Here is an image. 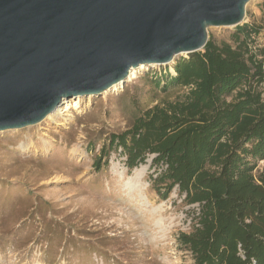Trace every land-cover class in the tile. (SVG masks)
<instances>
[{"label":"rangeland","instance_id":"1","mask_svg":"<svg viewBox=\"0 0 264 264\" xmlns=\"http://www.w3.org/2000/svg\"><path fill=\"white\" fill-rule=\"evenodd\" d=\"M244 24L264 26V0L248 3ZM237 27H211L209 40L233 43ZM188 56L143 66L101 95L68 99L56 118L0 132V264L195 263L179 236L191 231L198 205L177 188L168 198L154 189L163 170L154 155L129 170L121 149L110 148L111 136L146 110L183 96L162 87ZM256 166L258 176L264 160Z\"/></svg>","mask_w":264,"mask_h":264},{"label":"trees","instance_id":"2","mask_svg":"<svg viewBox=\"0 0 264 264\" xmlns=\"http://www.w3.org/2000/svg\"><path fill=\"white\" fill-rule=\"evenodd\" d=\"M262 32L244 24L233 43L210 39L179 58L162 89H185L183 96L149 108L110 139L129 170L155 156L163 170L152 184L163 198L177 188L187 205H198L191 231L179 236L194 264H264V170L254 174L264 160Z\"/></svg>","mask_w":264,"mask_h":264},{"label":"water","instance_id":"3","mask_svg":"<svg viewBox=\"0 0 264 264\" xmlns=\"http://www.w3.org/2000/svg\"><path fill=\"white\" fill-rule=\"evenodd\" d=\"M250 1L0 0V132L202 51L209 28L241 25Z\"/></svg>","mask_w":264,"mask_h":264},{"label":"bare ground","instance_id":"4","mask_svg":"<svg viewBox=\"0 0 264 264\" xmlns=\"http://www.w3.org/2000/svg\"><path fill=\"white\" fill-rule=\"evenodd\" d=\"M143 66H155V65H141V67H138V68H132V70H131V72H130V75H129L128 79L131 80L132 78H134V77H135V74L137 73L138 70L145 69V67H143ZM175 74H176V73H175V70L172 69V75H175ZM128 79H127V80H128ZM121 84L123 85V83L120 82V83L114 85L111 89H112V90H113V89H116V88H118L119 86H121ZM109 90H110V89H109ZM81 97H84V96H77V97L74 98V100H75V101L81 100ZM66 104H68V101H67V99H64L63 102H62V104H61L59 107H57L55 111H53L51 114L48 115L47 120H50V119H52V118H56V117H58V116L61 114V112H62L61 107H62L63 105H66ZM75 105L78 106V103H76Z\"/></svg>","mask_w":264,"mask_h":264}]
</instances>
